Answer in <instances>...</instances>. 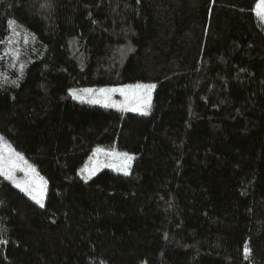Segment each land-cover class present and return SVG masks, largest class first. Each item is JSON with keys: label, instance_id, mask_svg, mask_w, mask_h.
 <instances>
[{"label": "trees", "instance_id": "16d2710c", "mask_svg": "<svg viewBox=\"0 0 264 264\" xmlns=\"http://www.w3.org/2000/svg\"><path fill=\"white\" fill-rule=\"evenodd\" d=\"M257 2L0 0V136L47 182L41 208L0 175V264H264ZM135 82L146 115L68 92ZM96 146L129 174L82 179Z\"/></svg>", "mask_w": 264, "mask_h": 264}, {"label": "snow or ice", "instance_id": "6c2138e0", "mask_svg": "<svg viewBox=\"0 0 264 264\" xmlns=\"http://www.w3.org/2000/svg\"><path fill=\"white\" fill-rule=\"evenodd\" d=\"M254 11L256 14L264 20V0H258V3L255 5ZM15 24V21H9V26L12 27ZM15 83V82H13ZM155 88L153 84H135V85H125L119 89H99L91 90L85 89L84 93L93 94L95 98L89 99V103H104L105 107H122L130 111L140 110L138 107H133V104H136L140 101H143V106L146 109L149 106L151 98V90ZM119 92L122 96L125 97V103L121 105H116L110 103L111 93ZM73 99H78L83 101L84 96L77 93L76 90H71L69 93ZM144 114H147V111H144ZM0 141H3V137H0ZM103 154L105 156L112 157L114 161L119 163L105 164V167H113L114 170L123 172L124 175L129 174V169L131 167V161L134 159L133 156L129 155L127 152L118 153L114 149L110 151H105L103 149H96L93 155ZM99 167V164L97 165ZM97 167H94L90 170L89 175L84 177L86 180L90 179L92 175H95ZM17 171L25 172L26 176L34 177L35 169L24 160V157L18 152H15L10 145L3 143L0 144V175L4 176L5 179L12 181V183L20 189L21 192L27 194L32 200H34L41 208L44 207L43 195L45 190V184L41 178L39 184L36 183L35 179H25L18 181L16 179L15 173ZM83 171V170H82ZM0 243H5V241L0 240ZM245 255L249 253V248L247 242L245 243Z\"/></svg>", "mask_w": 264, "mask_h": 264}, {"label": "rangeland", "instance_id": "374dc122", "mask_svg": "<svg viewBox=\"0 0 264 264\" xmlns=\"http://www.w3.org/2000/svg\"><path fill=\"white\" fill-rule=\"evenodd\" d=\"M262 22L264 23V20H262ZM135 84H145V85L146 84H153L154 85V83H152V82H135V83H125V84H116V85H106V86H100V87H98V86L71 87L68 92L70 93L71 90H76L77 93H79L80 95L84 96V100L83 101L78 100V99H74V100L81 101V102H85V103H89L88 100L89 99H92V98H95V96L93 94L84 93L83 90H85V89H91V90H99V89H103V88H107V89H119V88L124 87L125 85H135ZM153 90H154V88L151 90V98H150L149 106L146 109L143 106V101H140V102L132 105L133 107H138L140 109V110H137V111H130V110H127L126 108H122V107H118V106L117 107H110V108L117 109V110H121V111L136 112V113H139V114H144V111L146 110L147 113H149L150 106H151V100H152ZM71 98H73V97L71 96ZM109 102L110 103H114L116 105H121V104L125 103V97L122 96L118 91L117 92H113V93H111V100ZM89 104L104 106V103L103 102L102 103H89ZM3 143L8 144L7 141L4 140V139H3V141H0V144H3ZM8 145H10V144H8ZM11 148H12V146H11ZM98 148L99 149H103L105 151H110V150H113L114 149L118 153H124V151H121V150L115 148L114 146H96V147H94L93 150L90 152V154L86 157V159L83 162V164L79 167V170H78L79 176L82 179L86 180L84 177L88 176L90 170L92 168H94V167H97L98 164H99V167H97V170H96L95 173H97L101 169H110V170H113V171L118 172V173H123V172H119V171L114 170L113 167H105V166H103L105 164H112V163H119V162L118 161H114L112 157L105 156L103 154L93 155L94 152H95V150L98 149ZM14 151L17 152L16 150H14ZM19 154L22 155L21 153H19ZM128 154L131 155L130 153H128ZM24 160H26L27 163L29 165H31L35 169V175H34V177L26 176L25 172H23V171H17L15 173L16 179L18 181H22V180H25V179H32V178H34L35 181H36V183L39 184L40 181H41V178H42V180L44 182H46V179L36 170V168L26 158H24ZM131 164H132V161H131ZM129 172H130V169H129ZM46 187H47V182L45 184V190H44V195H43V202L45 200Z\"/></svg>", "mask_w": 264, "mask_h": 264}]
</instances>
